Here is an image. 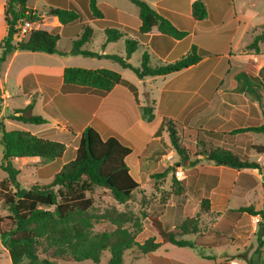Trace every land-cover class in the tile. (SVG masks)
I'll return each instance as SVG.
<instances>
[{
    "label": "trees",
    "instance_id": "16d2710c",
    "mask_svg": "<svg viewBox=\"0 0 264 264\" xmlns=\"http://www.w3.org/2000/svg\"><path fill=\"white\" fill-rule=\"evenodd\" d=\"M49 4L48 12L54 15L58 22L65 25L77 20L81 13L88 18L103 17L97 7L96 0H45ZM138 8L140 25L138 29L124 27L119 29L113 22L99 20L97 23L103 27L106 42L116 41L125 34L133 37L125 38V55L104 54L118 62L124 68H130L138 78L147 76H164L177 72L196 64L205 56H210V51L199 49L195 45L180 58L167 63L153 64L147 51L141 55L140 64L134 67L128 62L130 55L136 50L139 43L145 41L148 33L156 27L160 34L182 38L186 31L177 29L167 18L153 9L144 0H129ZM3 14L6 24V33L0 40V62L14 50H27L47 54H83L86 56H101L97 52L83 49L82 46L94 35L93 28L84 24L79 37L72 41L68 51H60L57 41L60 38L58 27L51 30H33L26 39L14 42L17 32L16 23L22 19H35L38 12L27 6V0H5ZM191 14L193 19L202 21L207 17V9L203 0H192ZM264 27V24L261 25ZM264 31L255 35L252 41L253 48L258 52V43L263 39ZM43 78L42 75H38ZM238 92L253 94L259 100L256 77L240 71L235 74ZM59 90L62 92H91L104 95L114 87L122 85L136 94L133 84L124 79L120 73L108 68H82L65 67L62 71ZM32 75H27L23 86ZM255 81V80H254ZM31 104L24 108L15 109L8 115L9 119L23 123L41 124L47 120L40 115L30 113ZM2 97L0 96V111ZM154 109L152 101L151 112ZM152 114V113H151ZM153 115V114H152ZM168 123L167 130L170 141L178 155L187 159L186 149L182 147L176 136L172 119L165 118ZM199 131H202L199 129ZM234 133L255 132L264 134V123L236 127L230 131ZM207 145L206 152L198 154L210 163L217 166H227L234 169L251 168L260 170V164L247 158H240L229 149L213 146L209 141H201ZM0 147L2 152L0 168L6 176L0 180V203L7 211L0 216V241L7 250L12 264H56L58 260L82 261L91 260L95 264H123V252L138 246L141 254L156 250L161 242H168L179 247H194V242L184 239L181 235L195 233L198 230L197 217H189L181 222L176 230L165 229L161 220L150 216L149 220L161 238L156 241L154 236L146 238L141 243H136L134 232L123 224L130 220L124 211L107 209L102 214L90 212L92 200L84 192L91 185L107 188L115 201L122 204L131 198L133 191L138 187L136 174L127 165V157L131 148L114 136L103 138L91 126L83 128L78 140L74 156L62 163L52 174V179L47 183L34 182L28 188L20 187L17 180L18 169L11 165V160L22 157H39L44 162L60 160L66 147L56 140L35 135L21 129L6 130L0 119ZM196 154V155H198ZM191 161L188 162L190 166ZM166 171L156 173L164 176ZM217 176H214L216 179ZM208 184V183H207ZM209 185V184H208ZM57 186V190L54 187ZM264 190V183H263ZM209 207L207 197L200 200V210ZM249 214L260 216L256 231L258 248L261 253L264 246V207L255 210L252 206L239 208ZM106 219L113 226L111 231H93L94 223ZM10 222L8 228H3L2 223ZM50 251L49 255L40 256V252ZM104 252L108 256L102 261Z\"/></svg>",
    "mask_w": 264,
    "mask_h": 264
},
{
    "label": "crops",
    "instance_id": "0c3cea01",
    "mask_svg": "<svg viewBox=\"0 0 264 264\" xmlns=\"http://www.w3.org/2000/svg\"><path fill=\"white\" fill-rule=\"evenodd\" d=\"M144 1L167 18L177 29L186 31V34L182 38L169 37L160 34L156 27H153L148 33L147 39L140 42L136 50L130 55L127 60L128 62L133 59L135 54H140L141 58L144 51L148 52L150 59L151 57L156 59V62L153 64L172 62L184 55L192 45H195L199 49L217 54L205 56L196 64L177 72H172L164 76H156L165 82L164 86L162 85L159 90L160 94L156 98L151 92L153 87L151 83L152 78L150 77L152 76L138 78L132 70L130 73L126 72V70L130 68H124L118 62L104 56V54L124 56V41L127 37H133L131 34L127 33L118 40L110 42H106V37H104V41L100 44V49L98 51L88 48L87 44H89L95 36V28L97 27L104 31L103 27L97 23L99 20L113 22L119 29H123L124 27L138 29L140 25L138 10L133 9L130 5L124 3V1L96 0L97 7L103 15L101 18L90 19L87 17L86 20L78 18V21L75 20L62 25L54 15H52V17L56 19L57 25L55 24V26L59 29L60 38L65 35L70 43V46L67 48L60 49L58 47L59 38L57 41V48L60 51H68L72 46V41L79 37L82 26L88 24L93 28L94 35L82 46V48L97 52L101 54V56H86L83 54L69 53L47 54L27 50H14L9 53L5 60L1 62L2 65L5 66L1 65L0 76H2L4 81H7L9 74L14 72L19 83L17 90L21 92L20 94L26 95L27 98L24 99L21 106L13 104L14 106L11 112L4 114V110L7 109L9 105L6 100L10 95L3 91L2 84L0 83V96L2 97L0 118L5 117L9 119L8 115L13 113L15 109L24 108L27 104L32 105L30 108L31 113L35 104L39 103L43 109L46 107L45 111L47 113L45 116H42L47 121L41 124H49L51 119L53 123L39 132H33L31 130H29V132L48 139L60 141L65 145L66 150L69 144H73L74 151L76 150L80 134L86 126H91L98 131L103 138L109 136L117 137V134H112L110 132L111 126L109 125L112 123V116L126 118L125 115H127V112L129 113V107L123 103L122 97L123 95L125 98L128 97L126 92L131 94L132 99L135 102L137 101L139 107L144 106L150 99L154 101V111H164L165 108L168 107L162 103L164 101L162 95L164 91L174 97L178 96L176 101H172L175 104L174 106H177L182 99L181 104H183L184 110H189V114L196 117L199 122L202 120V124L199 126L202 131L212 130L218 133L220 131V126H223L225 123L230 124L237 120V117L233 116L236 111L240 112L239 114L241 117L245 115V122L246 120H250L249 118H257L256 111L254 112V110H252L250 113L248 112L249 103L254 104L253 106L262 117L257 124L264 123V108H259L257 104L259 101L264 103V36L258 43V52L251 49L247 50L246 46L249 45L252 38L258 34V31L250 30L249 38L243 39V36L248 33V30L243 31V25L240 24L241 21H243V16L237 13L231 14L230 10L226 13V9L224 8V12L221 13L222 5L219 3L212 6L213 11L211 16L209 7L205 0H203L207 9V17L202 21H197L193 19L191 14L192 0ZM44 2L45 5L42 8H49V4H47L45 0ZM219 2L222 3L221 0H219ZM4 3L5 0H3V6ZM27 6L35 10L38 9L35 5H29L28 1ZM209 21L217 24L216 29L218 34L224 33L225 38L223 42L225 48L219 46L218 39L220 38L212 37L210 43L209 36L204 37L202 35L211 31L210 28L213 26L209 27L206 24ZM5 28L6 24L3 36L6 33ZM251 28L253 27H250V29ZM26 37L23 39H26ZM202 38H208V41H204ZM13 40L17 42L19 39L14 37ZM118 41L123 44L124 49L120 50V52H115L116 48L114 44H117ZM39 57H43L44 62H32ZM92 58H94V60ZM224 59L227 60L229 68L221 67V65H223L222 60ZM69 66L108 68L114 70L135 86L136 94L122 85L114 87L104 95L91 92H61L59 106L54 103L50 94L42 92L39 86L38 75L60 78L63 69ZM240 71L246 72L251 75L252 78H257L252 80V82H256L258 85L257 92L259 94V100H256L257 102H255V100L252 101L248 97L249 94L235 90L236 80L234 76ZM27 75H32L33 79L23 86V80ZM136 81L141 83L147 82V88L144 85L142 88L138 87ZM30 97L34 98L32 103H29ZM113 99H116L117 102L121 104L120 108H116V105L112 103ZM241 99H243V104L240 102ZM13 102L15 103V101ZM103 102L105 103L103 104ZM90 104L92 106L90 109L91 115L83 122H80L82 120L78 121L76 126L73 120L78 118L81 114L83 115L87 105ZM97 104L99 105L97 106ZM169 105H172V103ZM164 116L172 117L170 115ZM58 121H62L61 127H58L57 124L53 125ZM247 125L256 124H244L243 126ZM26 131H28V129ZM141 132L142 133H137V135L142 136V138L149 136V133L146 134L145 131ZM50 133H55V135L51 136ZM243 133L244 132L228 134V136H231L229 143H226L224 140L215 139L216 142L212 144L213 146L229 149L243 159V139L237 136V134ZM213 139L214 138H212V140ZM254 146L256 150H254L253 154H249L247 158L263 166L264 144L258 143ZM251 150H253V148H251ZM197 158L200 160L202 156L198 154ZM16 159L18 158H14L11 161ZM39 161V157H25L24 162ZM202 161L206 160L197 161L195 165L201 166ZM51 163L52 162H44L43 165L47 166ZM206 163H208L209 167L215 169L219 168V172L214 173L211 177L198 173L196 177L192 179V188L195 191V197L208 198L209 207L207 210L201 211L198 202L196 206L199 217V228L197 232L181 235L182 238L194 242V247L177 246L178 249H173L176 251V254H167V252H169L167 244L171 243L161 242L160 238L156 240L161 242L160 246L156 250L147 253L155 257L152 264H252V257L258 248L256 231L259 215H252L246 211H240L239 208L250 205L255 210L262 209L264 199V171L259 173L258 170L251 168L234 169L227 166H217L207 161ZM214 176H217L216 179H214ZM43 179L44 181H48L50 177ZM253 196H256L255 199ZM159 249H163L166 253H155ZM261 251V253L258 252V264H264V246L261 247Z\"/></svg>",
    "mask_w": 264,
    "mask_h": 264
},
{
    "label": "rangeland",
    "instance_id": "374dc122",
    "mask_svg": "<svg viewBox=\"0 0 264 264\" xmlns=\"http://www.w3.org/2000/svg\"><path fill=\"white\" fill-rule=\"evenodd\" d=\"M29 5H35L38 9L39 16L45 18L49 16V19H53L54 25L56 24V19L51 18V14L48 12V8H42L45 5L44 0H27ZM102 1V0H100ZM127 5H130L133 9L137 7L128 0H122ZM209 7L210 14L212 16V6L219 3L222 5L221 13L226 9V13L230 10V13H237L243 16V21L240 24L243 25V31L248 30V33L243 36V39L249 38L250 30L251 31H264V27L261 25L264 24V0H205ZM42 8V9H41ZM224 8V9H223ZM35 10V9H34ZM84 20L87 19V15L81 13V16ZM211 19V18H210ZM78 21V20H76ZM211 31L202 34L204 37L209 36V41L212 37L220 38L219 46L225 48L223 39L225 38L224 33L218 34L216 29L217 24L212 21L206 23ZM57 25V24H56ZM5 20L3 14V0H0V39L4 34ZM56 27V26H55ZM246 27V28H245ZM250 27H253L250 29ZM96 33L91 42L87 44L88 48L98 51L100 49V44L103 43L104 37H106L105 32L99 28H95ZM221 35V36H219ZM255 37V36H254ZM252 38V41L254 40ZM208 38H202L204 41H208ZM19 41V40H18ZM246 46L247 50H254L253 45L251 44ZM186 43V42H185ZM211 43V41H210ZM187 44V43H186ZM116 51L124 49L121 42L114 44ZM70 46L67 36L63 35L58 41V47L64 49ZM264 47V46H263ZM2 49L0 50V54ZM138 55V56H137ZM181 57V56H180ZM179 57V58H180ZM94 60V58H92ZM140 54H135L130 63L132 66H139ZM35 60V59H33ZM151 63L156 62L154 57H151ZM32 62H44L43 57H39L37 60ZM222 68H229V64L226 59L222 60ZM2 63L0 62V67ZM205 65V64H204ZM203 65V66H204ZM5 66V65H2ZM202 66V67H203ZM201 67V68H202ZM263 68V67H262ZM232 71V67H231ZM126 72L130 73L131 69H127ZM152 78V87L151 92L157 98L160 94L159 90L162 85L164 86L165 82L161 78L156 76ZM31 79L26 81L28 84ZM0 83L2 84L3 91L7 92L10 97L6 100L9 104L7 109L4 110V114L11 112L13 104L21 106L24 99L27 98L26 95L20 94L17 90L18 81L14 72L9 74L7 81H4L2 76H0ZM137 86L142 88L144 85L146 88L148 83L137 82ZM150 83V82H149ZM39 86L43 93L50 94L52 96L55 104L60 103L61 100V90H59L60 80L55 78L43 77L39 78ZM128 97H123V103L129 107V113L127 112L126 118L111 117L112 123L110 132L112 134H117V137L124 144L128 145L131 148V152L127 157V165L129 168L136 174L138 181V187L133 191L132 196L125 203H118L111 196L110 191L107 188L91 185L88 189L85 190L84 194L86 197H89L92 200V206L89 209L90 212L95 214H102L107 209H115L116 211H124L130 216V220L123 224L124 227H127L130 231L134 232L136 243L143 242L146 238L154 236L156 240L160 237L156 234L149 217L156 216L158 217L165 229H174L189 217H197V222L199 223V217L197 214V203L199 202L200 206V197H195L194 190L192 188V179L196 177L198 173H202L207 177H211L214 173L219 172V168H212L208 166L206 161H202L201 166H196L197 161H201L204 158H197L198 153L206 152L207 145L203 146L202 140L207 143L216 142V140H224L226 143H229L232 134L230 131L236 127L243 126L244 124H257L259 119H261L260 113L257 112L254 104L249 103L248 112L252 110L256 111L257 118H249L250 120L244 121L245 115L240 116V112L236 111L234 117H237L236 121H233L230 124H223L220 126V131L218 133L209 131H199V126L202 124V120L199 122L196 117H193L189 114V110H184L182 99L177 106H174V102L178 96L174 97L173 95L164 91L162 93L164 101L162 102L165 106L164 111H154L151 112L152 100H148L144 106H138L137 101L135 102L132 99L130 93L126 92ZM36 97V96H35ZM248 97L255 102L256 98L253 94H249ZM34 98L29 99V103H32ZM15 101V103L13 102ZM167 102V103H166ZM243 104V99L240 100ZM105 102H103L104 104ZM112 103L116 105V108H120V103L116 99H113ZM172 103V105H169ZM259 108H264L263 102H257ZM99 104H97L98 106ZM101 105V103H100ZM60 106V105H59ZM91 104L87 105L85 113L81 114L78 118L74 119V124L77 126L78 121L83 122L91 115ZM132 108V109H130ZM46 107L43 109L39 103H36L31 113L33 115L45 116L47 113L45 111ZM62 111V109L60 108ZM64 112V111H63ZM153 115H152V114ZM169 117L172 119L173 126L176 132L179 143L186 149V160L181 158L178 153H176L167 130L168 123H166L165 118ZM243 118V119H242ZM4 124L6 130L13 129H22L27 128L28 131L39 132L44 130L53 123L52 119L49 124H30L23 123L16 120H10L5 117L0 118ZM243 120V121H242ZM62 121H58L53 124L58 127L62 126ZM243 122V123H241ZM95 124V123H94ZM69 126V125H68ZM70 128V127H66ZM22 129V130H27ZM128 129V130H127ZM201 130V129H200ZM140 131V132H139ZM145 131L146 134L149 133V136L142 138L138 136L137 133H142ZM51 136H54L55 133H50ZM238 137L243 139V158L249 157V154H253L255 149V144L261 143L264 144V134L255 133V132H244L243 134H237ZM212 138H214L212 140ZM216 139V140H215ZM207 143V144H208ZM225 145V143H224ZM253 148V150H251ZM73 144H69L67 150L65 149L60 160H57L49 165H43L44 161L40 160L39 162H24L25 157L18 158L11 161V165L18 169L17 180L20 187L28 188L32 183H47L52 179V174L60 167V165L73 157L74 154ZM202 156V155H201ZM246 156V157H245ZM0 158H1V147H0ZM248 159V158H247ZM191 161V165L188 166V162ZM1 162V160H0ZM1 165V164H0ZM34 167H33V166ZM181 166L183 174L181 177H177L174 173L175 169ZM259 173L264 171V165H260ZM166 171L164 176H156V173H161ZM225 173V172H224ZM6 176V173L0 168V180ZM48 181H44L43 178H49ZM54 190H57V186L54 187ZM256 197V196H255ZM253 196V198L255 199ZM264 207V199L263 206ZM7 211L2 207L0 203V216L6 215ZM10 226L9 221L2 223L3 228H8ZM114 229V226L106 219L100 220L97 223H94L93 231H111ZM169 247V253L176 254V251L173 249H178L177 246L172 244H167ZM50 251L42 253L40 256H48ZM155 253L163 254V249L157 250ZM181 253V252H180ZM108 256L107 252H104L102 255V261ZM155 260L154 256L150 254H141L138 250V246L134 244L132 247L126 249L123 252V264H152ZM0 264H12L9 258L7 250L2 246L0 241ZM56 264H95L91 260H82V261H65L58 260Z\"/></svg>",
    "mask_w": 264,
    "mask_h": 264
},
{
    "label": "built area",
    "instance_id": "2783aa9c",
    "mask_svg": "<svg viewBox=\"0 0 264 264\" xmlns=\"http://www.w3.org/2000/svg\"><path fill=\"white\" fill-rule=\"evenodd\" d=\"M43 16H38L35 19H25L22 18L16 23V30L17 32L15 33L14 37H17L19 40H22L24 37L28 36V34L33 31V30H51L52 28L55 27L53 23V19H49L47 17L42 18ZM51 18L52 15L50 16ZM175 175L177 177H181L183 174V170L181 166H178L175 171ZM260 220V216L258 221ZM264 239V235L262 237Z\"/></svg>",
    "mask_w": 264,
    "mask_h": 264
},
{
    "label": "water",
    "instance_id": "95a60500",
    "mask_svg": "<svg viewBox=\"0 0 264 264\" xmlns=\"http://www.w3.org/2000/svg\"><path fill=\"white\" fill-rule=\"evenodd\" d=\"M259 253L255 252L252 257V264H258Z\"/></svg>",
    "mask_w": 264,
    "mask_h": 264
}]
</instances>
